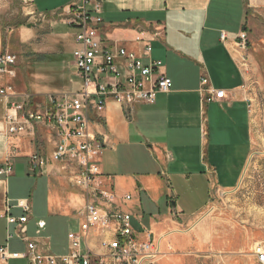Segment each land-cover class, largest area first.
<instances>
[{
  "label": "crops",
  "instance_id": "0c3cea01",
  "mask_svg": "<svg viewBox=\"0 0 264 264\" xmlns=\"http://www.w3.org/2000/svg\"><path fill=\"white\" fill-rule=\"evenodd\" d=\"M36 1L33 0V7L37 15L53 18L52 25L56 26L60 20L55 14L62 10L39 14L34 6ZM98 1L104 21L102 37L105 43L113 48H126L143 57L146 63L161 61V74L173 82L171 91L159 94L154 105L129 107L108 102L99 117L96 114L90 116L96 133L104 136L106 142L104 167L101 166L102 157L100 159L104 186L114 187L120 195L133 196L128 208L141 217L140 221H134L136 230L143 239L147 238L144 233L152 231L156 239L157 233L167 228L170 213L184 218L185 212L180 205L182 195L190 198L198 216L210 203L212 180L216 181L218 189L229 190L239 184L248 166L252 155L254 114L251 78L258 83L264 81V38H257L259 28L264 29V0ZM242 32L249 37L246 51L236 43ZM222 34L226 35L225 40H222ZM74 35L71 36L73 45ZM251 40L256 41L254 46H251ZM147 43L152 49L149 57L145 55ZM1 48L0 39V51ZM248 69L251 74L246 72ZM75 76L78 78L77 69ZM204 78L208 79L213 90L225 92L224 100L204 102ZM13 80L15 78H9V82L0 84V88L12 87ZM80 88V80L70 83L63 80V84L54 89L43 87L38 95L47 96V103L50 95L75 93ZM19 100L11 98L9 103ZM4 105L7 116L10 105ZM37 125H27L25 132L13 136L7 133L6 119L0 122V166L17 141L23 155H14L13 162L22 158L17 163L26 162L29 175L50 178L56 204L50 205L49 215L79 219L76 227L79 229L82 191L54 164H50L40 176L30 168L29 157L35 153L33 141ZM120 148H129L128 153L137 149L149 155L150 159L143 163L147 169L120 172V166L115 167L114 162V154ZM45 156L50 159L51 154ZM14 175L0 177V248L9 245L11 252L23 253L27 245L18 238V227L7 223V216L25 215L17 207V201L23 199L10 198L8 180ZM172 178H181L184 183L181 187L171 188ZM66 185L74 188L77 194H67L63 189ZM154 210L158 214L153 215ZM48 227L46 220L34 218L32 207L27 237L48 243L50 252L55 254L51 239L40 238L44 233L50 236ZM70 232L66 235L65 254ZM105 234V231L94 230L88 235L87 245L95 253H106L102 246ZM9 235L13 238L8 241ZM15 241L24 247L23 251H12L11 245ZM12 261L16 260L6 264Z\"/></svg>",
  "mask_w": 264,
  "mask_h": 264
},
{
  "label": "built area",
  "instance_id": "2783aa9c",
  "mask_svg": "<svg viewBox=\"0 0 264 264\" xmlns=\"http://www.w3.org/2000/svg\"><path fill=\"white\" fill-rule=\"evenodd\" d=\"M101 3L98 0H82L68 5L55 14L64 25L75 30L73 51L74 66L81 88L75 93H64L48 97L45 111H26L27 101L9 103L17 98L10 86L0 88V99L10 105L5 117L7 133L20 135L27 125L38 124L53 131L56 142L50 159L38 153L29 157L31 170L40 176L50 164L82 191L83 205L79 211V229L70 232L69 247L65 255L50 252L48 243L27 237V224L32 213L29 199L17 201L25 215L7 216L8 226L18 227V238L26 243L23 253L11 252L9 245L0 248V262L26 260L28 264H154L161 255L160 244L152 231L144 233L143 239L134 221L141 220L129 210L134 200L132 195H120L114 187L104 186L100 159L105 150L104 136L97 134L90 116L99 117L108 102L124 106L137 104L154 105L159 94L171 91L173 82L161 74V61L145 62L144 58L126 48H113L102 37L104 21ZM226 35L222 34V40ZM139 42H144L139 39ZM237 46L247 50L249 37L241 33L236 38ZM149 43L145 55L151 54ZM17 57L0 51V82L5 78H16ZM113 79L114 82H109ZM204 102L222 101L224 91H215L203 79ZM206 93V95H205ZM14 153L11 149L0 166V177L14 173ZM105 231L102 241L105 254L95 253L87 245L88 235L94 231ZM13 238L8 236V241ZM255 255L259 264H264V246L258 245Z\"/></svg>",
  "mask_w": 264,
  "mask_h": 264
},
{
  "label": "rangeland",
  "instance_id": "374dc122",
  "mask_svg": "<svg viewBox=\"0 0 264 264\" xmlns=\"http://www.w3.org/2000/svg\"><path fill=\"white\" fill-rule=\"evenodd\" d=\"M80 1L37 0L34 6L39 14H47ZM33 4V0H0L1 51L17 57V74L11 88L20 102L27 101L26 111H40V108L45 111L47 96L38 95L40 89H54L63 84V80L67 83L79 80L75 76V43L73 45L71 37L75 30L61 22L52 25L54 19L37 15ZM260 36L264 38V29L259 28L257 38ZM255 44L256 41L251 40V46ZM242 64L246 67L245 62ZM246 72L252 73L250 69ZM251 81L254 94L252 155L239 184L224 190L218 189V184L212 180L210 203L198 216L190 198L182 195L180 205L185 212L184 218L169 214L167 228L156 236L161 255L154 264H259L255 249L258 245L264 246V81L258 83L253 78ZM7 82L9 78L5 77L0 84ZM5 116V105L0 99V122H4ZM14 142L11 151L15 156L23 155L17 141ZM55 142L53 131L37 125L33 141L35 153L49 156L55 149ZM128 149L120 148L114 154L115 167L120 166V172L146 170L143 163L150 159L149 155L137 149L128 153ZM105 156L106 151L102 155L103 167ZM18 160L14 163L15 175L8 180L10 198L32 200L34 218L49 224L50 236L44 233L40 238L51 239L55 254L63 255L67 247L66 235L68 231L77 230L79 219L50 216V205L56 204L50 178L29 175L26 162L17 163ZM183 183L181 178H172L169 185L181 187ZM63 189L67 194H77L70 185ZM11 247L12 251L24 250L17 241ZM10 264L28 262L16 260Z\"/></svg>",
  "mask_w": 264,
  "mask_h": 264
},
{
  "label": "bare ground",
  "instance_id": "6f19581e",
  "mask_svg": "<svg viewBox=\"0 0 264 264\" xmlns=\"http://www.w3.org/2000/svg\"><path fill=\"white\" fill-rule=\"evenodd\" d=\"M259 131V130H258Z\"/></svg>",
  "mask_w": 264,
  "mask_h": 264
}]
</instances>
